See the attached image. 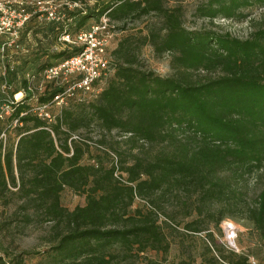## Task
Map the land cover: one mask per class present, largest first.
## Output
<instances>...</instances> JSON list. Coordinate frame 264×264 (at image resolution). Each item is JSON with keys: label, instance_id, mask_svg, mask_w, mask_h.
<instances>
[{"label": "trees", "instance_id": "1", "mask_svg": "<svg viewBox=\"0 0 264 264\" xmlns=\"http://www.w3.org/2000/svg\"><path fill=\"white\" fill-rule=\"evenodd\" d=\"M80 4L73 9L63 5V18H44L48 22L36 25V32L58 39L67 21L77 17L80 27L94 12L96 21L106 13L111 23L155 15L161 27L135 40L128 35L118 41L110 51L113 71L92 101H84L81 93L56 107L52 100L67 83L48 80L35 96L34 109L47 104L51 118L32 112L26 95L7 117L6 131L12 129L15 141L0 151V199L16 194L25 209L53 222L52 245L46 251L49 264H116L148 249L167 252L169 243L158 223L166 203L177 206L169 220L179 213L190 217L183 223L189 232L200 231L205 220L217 226L229 217L247 219L264 239V26L241 39L188 30L180 7H168L165 0L96 1L89 9ZM255 5L264 7V0H206L196 14L211 21L240 19L243 8ZM34 9H27L31 15L22 29L39 19ZM61 44L63 51L51 56L58 60L41 63L42 71L81 51L80 46ZM144 44L157 54H174L173 75L138 65L137 51ZM199 68L215 75L196 79L189 74ZM22 84L27 92L26 81ZM94 123L128 134L123 142L130 150L140 141L165 145L150 158L131 153V161L118 160L96 145L94 162L83 163L92 146L71 135ZM181 129L192 133L179 136ZM104 155L109 163H104ZM116 170L123 180L115 177ZM254 172L260 174L262 188L249 202L240 187ZM65 188L84 195L85 203L72 210L63 207L60 194ZM137 198L146 204L133 207ZM5 256L0 255V264H23L22 253ZM146 264L192 263L182 259ZM200 264H247V258L221 253Z\"/></svg>", "mask_w": 264, "mask_h": 264}, {"label": "rangeland", "instance_id": "2", "mask_svg": "<svg viewBox=\"0 0 264 264\" xmlns=\"http://www.w3.org/2000/svg\"><path fill=\"white\" fill-rule=\"evenodd\" d=\"M22 1L27 9H33V1L35 0H10ZM60 11L65 3L80 1L84 3L88 9L92 7L96 1L102 3L108 0H44ZM206 0H165L168 7H180L182 12V24L188 30L205 29L213 30L220 33H229L233 37L246 38L250 32L257 27L264 26V7L251 6L243 8L244 17L240 19H225L216 17L212 21L207 17H200L196 14V8ZM14 3V2H13ZM77 18V17H76ZM67 21V30L71 34L81 30L88 29L90 25L96 22V13L91 14L85 19L79 27L78 22ZM48 22L44 18L35 19L30 25L25 26L15 45L0 52V107L7 103L12 95L22 92L20 97H25L27 105L32 112L34 110L35 96L38 95L39 87L43 89L47 83L42 77V70L39 68L43 62L54 63L58 59H53V53L63 51L64 46L53 36H43L40 30L36 32V25ZM112 25L113 38L109 43L110 51L114 49L120 39L131 35L132 39H137L141 35L146 34L150 29L156 30L161 27L160 18L155 15L143 16L139 19L128 20L127 22L114 21ZM2 39H0L1 43ZM138 65L143 69H149L162 76L173 75L174 69L171 65L173 53L163 52L157 54L149 44L141 45L137 51ZM61 59V58H60ZM196 79L214 76V72H206L204 69L190 70ZM110 76V75H109ZM104 76L97 81L94 90L89 93L82 94L84 101H92L100 90L106 86L107 77ZM107 78V79H106ZM30 83L31 90L24 92L22 81ZM18 90V91H17ZM55 109V108H51ZM8 115L3 116L0 120V134L5 132V139L0 138V151L5 146L15 141L14 133L8 128ZM192 132L188 129L179 130V136H188ZM128 134L120 132L116 129L111 131L104 130L97 124L89 127H82L72 133L71 138L81 137L89 141L90 152L86 153L81 162L93 163V154L96 152V145L101 146L109 151L112 157L118 160L128 159L131 161L130 154L136 153L140 156L150 158L158 151L164 148L165 144L154 142L147 144L140 141L137 149L130 150V145L123 142ZM104 163H109L108 155L103 156ZM117 171V170H116ZM120 174L119 171H117ZM260 174H250L245 177V181L241 184L246 201L253 202L262 188ZM15 190V188L11 189ZM23 200L16 194L8 193L0 199V255L5 253L10 257L22 253L23 264H49L46 251L52 245L51 239L54 236V227L52 221L42 220L37 212L32 209L23 207ZM60 203L68 210H72L77 205L85 203L84 195L77 194L72 190L65 188L60 194ZM146 204L145 200L137 198L133 207ZM216 207V206H215ZM177 209L176 205L169 203L164 204L163 212L158 214V223L161 225L166 240L169 243L167 252L146 250L133 257L132 260L124 261L120 259L116 264H146L148 261H156L157 263L178 262L179 260H189L192 264H200L208 259L211 255L221 256V253L229 252L242 255L247 258V264H264V239H262L252 224L247 219L234 220L229 217L223 218L219 225L215 226L214 221L204 222L203 228L198 232H189L183 227L185 220L190 217H182L177 214L175 220H169L171 212ZM194 216H192L193 218ZM168 218V219H167ZM179 224L175 228L167 226L166 223ZM233 228L231 239L228 238L227 225ZM177 227V228H176ZM210 249V251L208 250ZM27 253V254H25ZM7 259V257H6Z\"/></svg>", "mask_w": 264, "mask_h": 264}, {"label": "built area", "instance_id": "3", "mask_svg": "<svg viewBox=\"0 0 264 264\" xmlns=\"http://www.w3.org/2000/svg\"><path fill=\"white\" fill-rule=\"evenodd\" d=\"M33 5L35 7L33 12L38 14L39 19L59 20L63 18V14L47 1L35 0ZM64 5L68 9L81 6L78 1ZM30 15L31 12L27 11L22 1L0 0V39H2L0 52H4L5 49L16 44L20 31ZM113 35V25L106 13H103L88 29L79 30L74 34L64 30L60 34L58 38L60 42L65 43L68 47L80 46L81 51L42 71V77L46 81L60 79L61 82L67 83L63 91L55 95L52 100L56 107L66 105L67 100L71 97L92 92L97 81L113 71L111 56L108 51ZM71 78L72 80H70ZM26 89L27 91L31 90L30 83L27 84ZM41 90L39 87L38 91ZM20 93L22 94V92ZM16 95L17 93L13 94L12 98L0 107V120L3 116L10 115L14 105L21 100L22 97H16ZM47 107V104L40 103L35 107L34 112L39 116L51 118ZM0 138L5 139V132L0 134ZM114 175L123 180L117 171ZM227 226L228 238L231 239L230 235L233 228L231 224Z\"/></svg>", "mask_w": 264, "mask_h": 264}, {"label": "bare ground", "instance_id": "4", "mask_svg": "<svg viewBox=\"0 0 264 264\" xmlns=\"http://www.w3.org/2000/svg\"><path fill=\"white\" fill-rule=\"evenodd\" d=\"M22 94L20 92L17 93L16 97H20Z\"/></svg>", "mask_w": 264, "mask_h": 264}]
</instances>
